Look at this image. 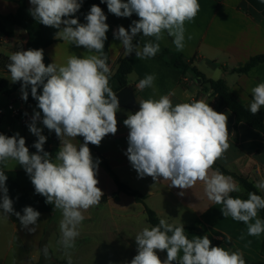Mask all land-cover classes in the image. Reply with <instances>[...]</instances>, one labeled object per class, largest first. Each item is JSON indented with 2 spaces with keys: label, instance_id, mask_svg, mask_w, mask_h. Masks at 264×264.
I'll list each match as a JSON object with an SVG mask.
<instances>
[{
  "label": "clouds",
  "instance_id": "9594fccd",
  "mask_svg": "<svg viewBox=\"0 0 264 264\" xmlns=\"http://www.w3.org/2000/svg\"><path fill=\"white\" fill-rule=\"evenodd\" d=\"M30 15L40 24L57 29L55 38L87 51L83 57L70 55L66 62L44 63L43 49L13 51L7 64L11 82H22V99L31 96L38 101L29 131L37 137L30 153L24 137L0 134V215H15L22 228L36 231L40 212L31 206L15 211L14 201L6 187L4 169L10 161L21 165L29 176L35 193L46 198L45 203L61 210L60 239L68 264H72L70 249L75 247L84 212L99 204L104 193L97 186L99 159H94L89 144L99 146L105 136L118 131L119 99L109 84L112 75L105 53L109 25L101 7L93 4L80 23L75 14L83 0H29ZM116 17H139L129 29L123 26L113 32L121 42L125 56L135 54L138 59L155 57L165 32L173 38L177 51L185 47V24L200 10L198 0H101ZM142 35V46L134 39ZM188 39H191L189 36ZM156 77L146 75L137 84L143 90L153 86ZM42 87V92L38 89ZM248 110L256 115L264 107V82L251 89ZM174 92L159 99L140 100L139 110L123 121L129 129L125 155L140 178L170 181V187L187 190L202 183L209 201L221 204L222 215L247 225L249 236L264 233V220L258 212L264 209V197L249 192L247 199L232 196L241 193V185L218 169L215 162L230 147L228 116L210 107L208 101L194 100L173 104ZM41 112L43 114L41 121ZM55 132L60 140L53 159L44 150L47 137L37 123ZM83 137V143H73ZM255 187L264 192V179ZM181 191L180 195H183ZM254 221V222H253ZM34 225L35 227H29ZM243 238V237H241ZM231 239L230 237L228 238ZM137 254L130 264H246L239 249L232 251L212 246L208 235L189 239L182 225L160 219L156 226H145L135 235ZM47 255V248H45ZM166 252V259L159 253ZM182 253V255H181Z\"/></svg>",
  "mask_w": 264,
  "mask_h": 264
},
{
  "label": "crops",
  "instance_id": "0c3cea01",
  "mask_svg": "<svg viewBox=\"0 0 264 264\" xmlns=\"http://www.w3.org/2000/svg\"><path fill=\"white\" fill-rule=\"evenodd\" d=\"M19 1L0 0V15L16 13L19 9ZM198 2L200 10L197 16L193 21L185 24L184 49L177 51L172 42L173 38L166 32L164 39L159 42L160 46L180 53L187 62L192 61V65L208 79L225 80L234 95L248 107L252 100L251 89L258 83L264 82V63L258 64L246 73H239L234 69L244 66L255 56L264 55V0H198ZM26 5L29 10L31 8L29 0H26ZM138 19L139 17L134 13L126 18L125 23L120 24L116 16L114 18V15L107 10L106 23L109 25V31L106 33L105 53L108 55L112 74L117 71L118 60L124 55L121 42L114 38L113 32L118 26L129 29L132 21ZM13 31L14 36L11 38L0 34V46L5 48V53H0V57L2 55L9 57L13 51L28 50V33L17 26ZM189 36L191 39H188ZM137 38L143 42L154 40L142 35H138ZM86 51L83 46L77 47L58 40L47 48L46 53L51 63L63 64L70 55L83 57ZM129 61L133 66V72L128 80L135 88L138 102L150 98L159 99L162 95L174 92L175 95L171 97L174 105L205 100L214 110L218 107V99L212 95V91L203 90L202 84L199 85L195 78L190 75L189 79L184 78L178 69L164 61L156 58L138 59L135 54L130 56ZM149 74H154L156 77L153 86L143 90L137 88L139 81ZM0 77L6 79L10 86L14 85L10 80V73L1 67ZM16 97L22 98L21 89L10 97L0 93V110L4 111ZM32 110L35 112V109ZM261 110L264 111V107ZM217 112L228 116L230 147L216 163L232 173L247 178L255 185L256 181L264 179V135L246 123L236 126L235 116L228 109ZM131 113L133 112L119 108L117 133L105 136L99 146L88 145L93 158L100 161L97 186L104 195L109 196V199L105 203L99 202L98 205L84 212L85 220L80 226V235L76 238L75 247L69 250L72 264H130L137 254L135 235L143 227L152 226L145 206L137 202L134 197L124 192H120L116 198L111 197L118 192L115 177L145 195L146 205L154 210L160 219H165L174 225L182 223L185 235L189 239L208 235L212 246L242 251L246 264H264V233L260 236H249L247 225L231 217L225 218L220 210L223 205L214 204L207 199L202 183L198 182L191 189L181 190L170 187L171 182L167 180L161 179L156 182L151 177L138 176L125 155L129 129L123 121ZM14 119H17L21 125L20 130H17ZM25 120V115L12 118L11 112L7 110V113L0 115V131L13 135L19 133L20 136L29 139L37 138L29 131L28 125L31 122ZM2 126H5V129ZM37 127L42 129L43 134L45 126L42 122H38ZM48 132L55 133L54 130ZM83 142V137L73 140L77 145ZM59 146L60 140L56 137L51 149L56 153ZM4 171L7 175L6 187L9 197L14 201L15 211L23 214L22 209L31 206L41 215L35 232L22 228L15 215L9 217L0 215V264L42 262L39 249L44 241L48 242V249L55 259L68 262L65 250L58 243L61 236L59 228L62 219L61 210L45 203L46 198L35 193L34 186L21 165L10 161ZM181 191L183 195H180ZM259 192L264 197V192L260 190ZM231 195L242 199L248 198L244 191ZM23 253L27 256H23ZM159 255L162 260L166 259V252H161Z\"/></svg>",
  "mask_w": 264,
  "mask_h": 264
},
{
  "label": "trees",
  "instance_id": "16d2710c",
  "mask_svg": "<svg viewBox=\"0 0 264 264\" xmlns=\"http://www.w3.org/2000/svg\"><path fill=\"white\" fill-rule=\"evenodd\" d=\"M93 4L98 5L103 10L104 14L107 16V4L101 3V0H83L82 6L80 10L75 14V18L79 19L80 23H86L85 16L90 11V8ZM20 27L24 29L28 33V49H43L44 50V63L47 66L51 63L46 50L47 48L52 45L53 43L57 42L58 40L55 38V33L57 29L52 27L44 26L43 24L38 23L29 13L28 7L26 5V0L19 1V9L14 14L8 15H0V34L13 37L14 36V27ZM139 42L142 46L145 42L140 40L139 38H135L134 43ZM107 54V53H106ZM134 54V53H133ZM132 55V54H131ZM130 55V56H131ZM108 56V55H107ZM130 56L122 55L118 60V69L117 71L111 75L109 84L112 90L117 93L121 89L125 88L126 86L130 85L128 80L129 75L133 72V66L129 61ZM9 57L2 55L0 57V67L8 72L7 64L9 63ZM161 61H164L169 66H172L178 69L184 78L189 79V75L192 78H202V86L203 90L205 91H212V95L216 96L218 99V107L216 111L221 109H228L230 110L234 116L236 121V126L240 123H246L249 126L253 127L254 129L260 131L264 135V111L260 110L259 113L256 115H252L248 110V107L244 105L238 97L234 95L231 88L227 84V82L223 79L219 80H212L208 79L204 76L197 67L192 65L191 62H187L184 57L177 52H174L168 48L161 47L160 51L156 54L155 57ZM264 63V55H259L251 58L244 66L234 69V71L239 73H246L249 72L253 67L257 66L258 64ZM22 82H15L13 86H10L9 82L0 77V93L5 96H12L18 90L21 89ZM28 95V103L34 106L36 111H40L37 107L38 101H36L31 96V86L27 89ZM42 92V87L38 89V93ZM41 117L43 114L41 112ZM0 134H4L6 136H13V134L0 131ZM43 135L47 137L46 143L44 144V150L52 154L53 159L55 157V152L51 149V146L56 141V134L49 133L47 128L44 127ZM26 146L29 148V151L35 153L37 150L33 147L37 138H26ZM107 168L111 171L110 167ZM213 169H218L225 175H230L235 178L239 184L241 185L242 190L245 194L248 195L249 192H255L257 195H261L259 190L255 187L254 183L250 182L247 178L243 176H239L235 173L228 171L225 167L215 162L213 165ZM116 183L118 185V192L111 195V197L116 198L120 192H124L136 199L137 202L142 203L145 206L146 213L148 215L149 221L152 226H156L159 223L160 218L158 217L157 213L148 207L145 203L146 197L142 193L137 190L132 189L126 183L121 182L117 177ZM109 199V196L103 195L100 200V203H105ZM258 216L264 220V209L258 212ZM43 244L41 245L42 249ZM45 246L43 247V249ZM263 249H264V240H263ZM49 256V260H51V264H68L65 261H58L53 257L51 250L47 251ZM256 264V263H252Z\"/></svg>",
  "mask_w": 264,
  "mask_h": 264
},
{
  "label": "water",
  "instance_id": "95a60500",
  "mask_svg": "<svg viewBox=\"0 0 264 264\" xmlns=\"http://www.w3.org/2000/svg\"><path fill=\"white\" fill-rule=\"evenodd\" d=\"M196 82L201 85L202 78H197ZM119 99V108L129 110L133 113L139 110V103L136 97V91L133 85H128L116 93ZM28 104V99L25 101Z\"/></svg>",
  "mask_w": 264,
  "mask_h": 264
},
{
  "label": "built area",
  "instance_id": "2783aa9c",
  "mask_svg": "<svg viewBox=\"0 0 264 264\" xmlns=\"http://www.w3.org/2000/svg\"><path fill=\"white\" fill-rule=\"evenodd\" d=\"M17 103L19 104L18 107H16ZM32 109H35L34 106H32L29 103L25 104L24 99H22L21 97L14 98V100H12L7 106V110L11 112L12 118H18V117H21L22 115H25L26 122H31V118L34 113V110ZM0 115H4L3 110H0Z\"/></svg>",
  "mask_w": 264,
  "mask_h": 264
},
{
  "label": "rangeland",
  "instance_id": "374dc122",
  "mask_svg": "<svg viewBox=\"0 0 264 264\" xmlns=\"http://www.w3.org/2000/svg\"><path fill=\"white\" fill-rule=\"evenodd\" d=\"M110 13V12H109ZM114 15V14H113ZM114 18H115V15H114ZM116 19L118 20V22L120 23V24H123V23H125V20H126V18H124V17H116ZM0 53H5V48H4V46H0ZM3 75V74H2ZM6 77L8 76V75H5ZM19 106V104L17 103L16 104V107H18ZM4 112H6L7 113V108H5L4 109ZM8 117V116H7ZM14 123H15V126L17 127V130H20V128H21V125L18 123V121H17V119H14ZM2 128H4L5 129V126H2ZM44 240H45V238H44ZM43 240V241H44ZM41 244H43V246H42V249L40 248L39 249V252H40V254H42V262H39L38 264H51V260H49V256H48V254L47 255H45V248H47V251L49 250L48 248H49V246H48V242L47 241H44L43 243H41ZM45 246V248L43 249V247ZM23 256H27L25 253H23ZM60 259H62V257H59ZM28 260H30V263H31V259L28 257ZM34 260V259H33ZM53 264V263H52Z\"/></svg>",
  "mask_w": 264,
  "mask_h": 264
}]
</instances>
